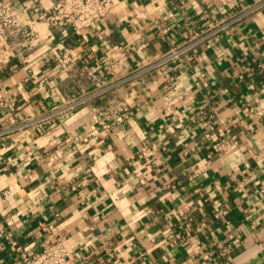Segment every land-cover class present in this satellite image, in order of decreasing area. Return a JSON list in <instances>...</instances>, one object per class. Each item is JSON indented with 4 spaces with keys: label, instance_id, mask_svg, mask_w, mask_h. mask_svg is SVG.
Masks as SVG:
<instances>
[{
    "label": "crops",
    "instance_id": "obj_1",
    "mask_svg": "<svg viewBox=\"0 0 264 264\" xmlns=\"http://www.w3.org/2000/svg\"><path fill=\"white\" fill-rule=\"evenodd\" d=\"M261 1L117 0L77 36L39 22L54 0H0L39 37L24 64L0 43V130L29 122L0 137V264L10 241L75 264H264V6L240 16ZM221 22L169 77L151 69ZM114 98L128 115L104 136L93 109Z\"/></svg>",
    "mask_w": 264,
    "mask_h": 264
},
{
    "label": "built area",
    "instance_id": "obj_2",
    "mask_svg": "<svg viewBox=\"0 0 264 264\" xmlns=\"http://www.w3.org/2000/svg\"><path fill=\"white\" fill-rule=\"evenodd\" d=\"M116 4L117 0H54L53 6L39 16L38 20L39 22L45 23L49 30L69 26L74 35L79 36L83 30H87L95 22L103 20ZM262 6H264V1L255 4L241 13L240 16L250 14ZM235 20H238V16H236ZM227 26L228 23L221 22L213 26L207 33L199 35L198 37L196 32H192V37L184 45L172 47L153 64L151 69L156 70L158 75L169 77L171 72L170 65L172 63L179 61L182 56L203 44V42H216L219 34ZM38 39V32L34 30L31 24H23L0 2V43H10L12 45V49H14L19 63L24 64L27 62V53L36 45ZM86 75L96 86L99 85L100 79L95 74L94 68H89ZM135 75L141 77V74ZM110 90L111 87H98V89L87 96L67 103L62 109L57 110V114L59 117L67 116L86 102L102 98ZM127 115L128 104L125 100L110 99L106 106L93 109L91 125L93 126L92 128L99 126L105 136L113 123L121 122ZM15 121L14 116L8 118L9 126L0 130V137L9 136L13 131L24 129L29 125V122L16 125ZM144 149L141 153L145 156L149 148L145 147ZM257 192L264 199V179L258 182ZM185 231V235L187 237L190 236V232L188 230ZM10 245L17 254L18 264H75L63 244L59 241H45L40 245L38 250L21 247L15 241H10Z\"/></svg>",
    "mask_w": 264,
    "mask_h": 264
}]
</instances>
